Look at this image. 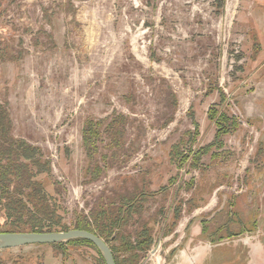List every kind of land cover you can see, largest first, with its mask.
<instances>
[{"label": "rangeland", "instance_id": "1", "mask_svg": "<svg viewBox=\"0 0 264 264\" xmlns=\"http://www.w3.org/2000/svg\"><path fill=\"white\" fill-rule=\"evenodd\" d=\"M262 6L0 0V106L8 135L38 148L40 160L19 158L22 173L0 159V232L41 218L26 195L24 212L10 205L17 188L31 192L30 178L44 186L59 231L83 216L96 228L104 214L103 229L118 235L110 245L119 264L131 256L124 235L148 228L151 248L136 250L134 264H195L181 247L197 232L210 258L201 264H264ZM213 108L237 127L220 133ZM88 120L103 121L102 130L113 123L100 136L105 161L86 154ZM96 164L103 170L95 176ZM133 200L134 219L116 231L112 221ZM0 264L105 263L96 247L73 242L3 249Z\"/></svg>", "mask_w": 264, "mask_h": 264}, {"label": "trees", "instance_id": "2", "mask_svg": "<svg viewBox=\"0 0 264 264\" xmlns=\"http://www.w3.org/2000/svg\"><path fill=\"white\" fill-rule=\"evenodd\" d=\"M7 116L8 115H7L6 110L2 109L0 106V140H1V143L6 142V147H4V145L2 144L0 145V159L2 160L3 158L7 157L8 168L10 167L14 170L19 169L20 171H23L22 173H24V170L27 169L26 164H23L21 162V164L19 165V158L24 157L25 159L34 161L35 163L38 164L40 163V160L36 157V153L39 152V149L34 146H30L26 142H23L21 140H14L12 137L8 135L9 130L7 128H8L9 122L7 120ZM210 116L212 119H215L218 116L215 119V122L218 125V130L220 133H228L230 131H233L238 125L236 120L233 118H229V116L226 113H221L220 115H217V112L216 110H214V108L211 111ZM230 121L232 124H228ZM102 122L103 121L101 120L86 121L85 123L86 125L84 126L83 133H82L83 134V144H84V148H85L87 156L90 158V160H92L96 154H100L101 159L98 160V163L100 161H105L104 158H106V156H104L100 152V147H99L101 144L100 136L102 135V132L109 130L113 126V123L111 122L107 124V126H105L104 130H102V124H103ZM117 124H120L122 126L123 123L121 120H119V122L117 121ZM120 135L121 133L118 134V136ZM118 136L113 139L116 142L117 147L121 145V141ZM7 141L9 142L7 143ZM206 150L207 148H204V152ZM39 156L43 157L44 155L40 154ZM47 163L49 164V161H47ZM101 167L102 166L98 164L95 165L94 167L95 173H96L95 176L97 174L102 173L103 167L102 168ZM1 168L2 167H0V169ZM0 178H2V174H0ZM28 186L32 188L29 194L24 193L22 188H17L16 193H17V196H19V198H13L12 196H10L9 198L10 205L13 208H15L17 211L23 210L24 212L25 208L22 205L23 201L21 198L23 195H26L28 197L29 202L33 204L35 210L37 211L36 214H38L41 218H35L34 222H29L27 224L22 223L20 221L14 222L13 224H11V227H9L7 232L59 231L57 228L61 224V221L58 218L57 219L58 222L55 221L54 223V218H57V217L54 216V212H52L51 210L52 207L49 204L50 203L49 198L47 199V196H46L47 194L44 190L45 189L44 186L40 184H35V182H32L30 178H28ZM54 201L55 202L54 203L52 202V205L54 204L53 207L55 206L57 207V201L55 199ZM135 204H136L135 200L128 203L126 207L123 208V210L121 209L120 214H119L120 216L119 219H115L112 221L113 223H115L116 220H118L117 226L115 227L116 231L120 228V225L129 224V222H131L134 219L135 213H132L131 211L135 207ZM191 210L192 208L190 209V211ZM98 217L100 219H96V224H97L96 228L92 227V224L88 222L87 216L85 217L83 216V218L79 219V221L77 222L76 228L92 231L98 234L99 236L103 237L104 239L108 240V243L110 245L111 242H114L117 240L118 235L116 232H114L113 234H111V236H108L110 234H107L108 232L103 229V225L104 226L106 225V224H103V220H105L104 214H100ZM62 230H68V229H62ZM146 231L147 233H145ZM146 231L137 232L135 235H132V234L124 235L122 239L123 245L125 246L124 250L127 253L131 254L130 259L125 261L124 264H134L133 260L137 257L136 250H138L140 253H145V256H146L147 252L151 248V244L153 241L149 228ZM133 237L136 240L132 242ZM73 242H84V243H88L94 246L92 242L85 240V239H73L67 242H60L56 244L73 243ZM111 249L114 253L116 264H119L117 256L115 255V251L113 250L112 247Z\"/></svg>", "mask_w": 264, "mask_h": 264}, {"label": "water", "instance_id": "3", "mask_svg": "<svg viewBox=\"0 0 264 264\" xmlns=\"http://www.w3.org/2000/svg\"><path fill=\"white\" fill-rule=\"evenodd\" d=\"M73 239H85L92 242L101 253L105 264H116L108 240L92 231L78 228L49 232H0V250L36 244H56ZM151 252L155 253L156 249Z\"/></svg>", "mask_w": 264, "mask_h": 264}, {"label": "crops", "instance_id": "4", "mask_svg": "<svg viewBox=\"0 0 264 264\" xmlns=\"http://www.w3.org/2000/svg\"><path fill=\"white\" fill-rule=\"evenodd\" d=\"M261 1H264V0H261ZM263 3V2H262ZM264 7H260L258 9V13H261V12H264ZM259 22H261V20H257V18L255 19V23L259 26ZM201 211H205L204 210V206L202 205L199 206ZM198 213V212H197ZM198 222H195L193 225H192V228H191V233L192 231L194 230L193 228H196V231H199V226H196ZM200 223V222H199ZM198 223V225H200ZM196 226V227H195ZM201 227H202V224H201ZM193 229V230H192ZM177 232V231H176ZM175 232V233H176ZM195 236L192 238H190L191 241H187V243H185V245H183L181 248H183V251L185 252H190L191 254H194L195 257H196V261L195 264H201L202 262H204V260L206 259H210L208 257L205 256V253L203 254V246L201 245L202 243H200L199 239H198V236L201 234L200 232H197V233H194ZM192 233V235H194ZM184 237V236H183ZM183 239V238H182ZM189 240V239H188ZM180 242L176 243L175 245H172L170 246L171 249H175L179 246ZM179 250V249H178ZM187 255V254H186ZM210 257V256H209ZM175 261V260H174ZM183 264H190V263H186V260L183 261Z\"/></svg>", "mask_w": 264, "mask_h": 264}, {"label": "built area", "instance_id": "5", "mask_svg": "<svg viewBox=\"0 0 264 264\" xmlns=\"http://www.w3.org/2000/svg\"><path fill=\"white\" fill-rule=\"evenodd\" d=\"M160 244V243H159Z\"/></svg>", "mask_w": 264, "mask_h": 264}]
</instances>
